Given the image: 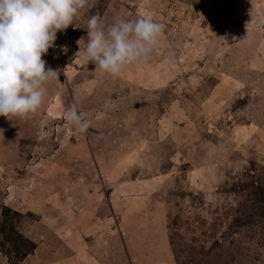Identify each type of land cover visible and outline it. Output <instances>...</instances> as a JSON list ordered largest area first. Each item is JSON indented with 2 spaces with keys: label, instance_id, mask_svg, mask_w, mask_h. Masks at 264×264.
I'll list each match as a JSON object with an SVG mask.
<instances>
[{
  "label": "rangeland",
  "instance_id": "rangeland-1",
  "mask_svg": "<svg viewBox=\"0 0 264 264\" xmlns=\"http://www.w3.org/2000/svg\"><path fill=\"white\" fill-rule=\"evenodd\" d=\"M94 15L166 28L111 76ZM55 46L36 113L0 116V264H264V0H87Z\"/></svg>",
  "mask_w": 264,
  "mask_h": 264
},
{
  "label": "clouds",
  "instance_id": "clouds-1",
  "mask_svg": "<svg viewBox=\"0 0 264 264\" xmlns=\"http://www.w3.org/2000/svg\"><path fill=\"white\" fill-rule=\"evenodd\" d=\"M86 4L87 0H0V116L27 119L36 113L46 96V83L57 78L56 70H46L42 56L55 47L57 33L72 25ZM165 28L162 22L140 17L118 18L105 29L94 15L88 20L84 62L117 76L126 66L147 59ZM67 119L79 132L87 130L88 123L74 109Z\"/></svg>",
  "mask_w": 264,
  "mask_h": 264
},
{
  "label": "built area",
  "instance_id": "built-area-1",
  "mask_svg": "<svg viewBox=\"0 0 264 264\" xmlns=\"http://www.w3.org/2000/svg\"><path fill=\"white\" fill-rule=\"evenodd\" d=\"M54 49H56L55 51H54ZM58 53H59V50H58V48H56V46L53 48V50L50 52V54H51V56L53 57V58H56V56L58 55Z\"/></svg>",
  "mask_w": 264,
  "mask_h": 264
}]
</instances>
